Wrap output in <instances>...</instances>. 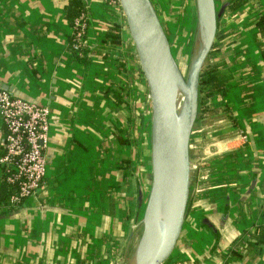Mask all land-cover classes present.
Masks as SVG:
<instances>
[{"label":"crops","instance_id":"obj_1","mask_svg":"<svg viewBox=\"0 0 264 264\" xmlns=\"http://www.w3.org/2000/svg\"><path fill=\"white\" fill-rule=\"evenodd\" d=\"M151 1L194 40L195 0ZM211 51L228 78L200 105L186 216L162 264H264V0L225 9ZM0 87L50 110L42 187L0 207V264H127L149 191L151 110L119 0H0ZM4 134L0 120V144Z\"/></svg>","mask_w":264,"mask_h":264},{"label":"water","instance_id":"obj_2","mask_svg":"<svg viewBox=\"0 0 264 264\" xmlns=\"http://www.w3.org/2000/svg\"><path fill=\"white\" fill-rule=\"evenodd\" d=\"M151 110V177L141 229L127 264H162L176 248L191 186L190 140L198 115L200 73L229 2L195 0V46L186 77L151 0H119Z\"/></svg>","mask_w":264,"mask_h":264},{"label":"built area","instance_id":"obj_3","mask_svg":"<svg viewBox=\"0 0 264 264\" xmlns=\"http://www.w3.org/2000/svg\"><path fill=\"white\" fill-rule=\"evenodd\" d=\"M86 16L79 14L73 22L74 42L79 50L86 31ZM0 120L5 129L1 141L0 171L4 179L16 185L10 204H16L42 187L46 172L44 152L50 125V110L0 87Z\"/></svg>","mask_w":264,"mask_h":264},{"label":"trees","instance_id":"obj_4","mask_svg":"<svg viewBox=\"0 0 264 264\" xmlns=\"http://www.w3.org/2000/svg\"><path fill=\"white\" fill-rule=\"evenodd\" d=\"M245 1L246 0H229L228 1L229 4L226 7V9L227 10H234V9L240 7L243 3H245ZM79 11L80 10H78L76 12L77 14L75 15V17L73 18L72 21H74V19L80 14L81 11L80 12ZM113 38L115 39V41H117L116 35H113ZM73 42H74V38L72 35L71 40H70V45H69L70 47H71ZM81 48H82V45H81L79 50H74L71 48L75 57L79 58L78 54H80L83 50ZM211 52L209 55H211ZM263 55H264V53H263ZM227 78H228V73L226 70L217 69V65H215V64L204 65V67L200 73V78H199V90H198V110L199 111L201 110L200 105L206 96H208L212 93H215V92H220L224 89V87H225L224 82ZM0 150H1V145H0ZM0 153H1V151H0ZM15 190H16V185L13 183L7 182L4 179V181L0 185V207H4V206L13 207V205L10 204V197L14 193ZM22 201H23V198H21L15 205H20ZM231 256L232 257H238L239 255H237L235 252H231L230 257Z\"/></svg>","mask_w":264,"mask_h":264},{"label":"rangeland","instance_id":"obj_5","mask_svg":"<svg viewBox=\"0 0 264 264\" xmlns=\"http://www.w3.org/2000/svg\"><path fill=\"white\" fill-rule=\"evenodd\" d=\"M215 1H216L217 5H221L220 0H215ZM158 16H159V14H158ZM174 19L175 18H172V20H174ZM160 21L164 25L166 32L168 34V37H169V40H170L171 46H172V49H171L172 53L175 56V58L177 59L178 65H179L184 77H186L188 67H189L190 58L192 56L194 46H195V42H194L195 38L193 41L191 39L189 40L188 37L186 36V31L184 30L182 25H179L178 29L176 30L177 34L175 36V34H174L175 30H174V27L172 25H170L171 23L168 20L162 21L161 18H160ZM70 49H71V47H70ZM207 64H209V65L211 64L210 60H209V56L207 57L206 62H205V65H207ZM203 113H204V109H202L200 111L198 110L197 119H196V122L194 124L192 133L195 131V129H197V126L199 123L198 119H199V117L202 116ZM136 242H137V239L135 241V244H136Z\"/></svg>","mask_w":264,"mask_h":264}]
</instances>
